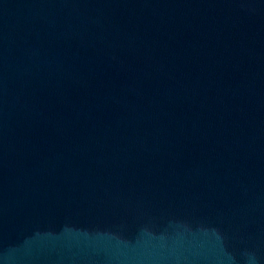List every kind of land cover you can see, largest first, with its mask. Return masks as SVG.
I'll use <instances>...</instances> for the list:
<instances>
[{
	"label": "water",
	"instance_id": "water-1",
	"mask_svg": "<svg viewBox=\"0 0 264 264\" xmlns=\"http://www.w3.org/2000/svg\"><path fill=\"white\" fill-rule=\"evenodd\" d=\"M0 264H264V0H0Z\"/></svg>",
	"mask_w": 264,
	"mask_h": 264
}]
</instances>
